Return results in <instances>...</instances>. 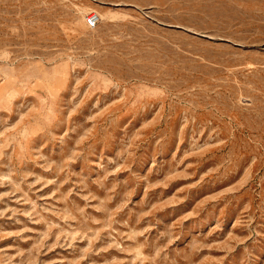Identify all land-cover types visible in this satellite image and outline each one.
Segmentation results:
<instances>
[{"label": "rangeland", "instance_id": "obj_1", "mask_svg": "<svg viewBox=\"0 0 264 264\" xmlns=\"http://www.w3.org/2000/svg\"><path fill=\"white\" fill-rule=\"evenodd\" d=\"M0 264H264V0H0Z\"/></svg>", "mask_w": 264, "mask_h": 264}, {"label": "built area", "instance_id": "obj_2", "mask_svg": "<svg viewBox=\"0 0 264 264\" xmlns=\"http://www.w3.org/2000/svg\"><path fill=\"white\" fill-rule=\"evenodd\" d=\"M97 21H98V16L95 13H89L86 16V23L89 25V27L93 28L97 23Z\"/></svg>", "mask_w": 264, "mask_h": 264}]
</instances>
